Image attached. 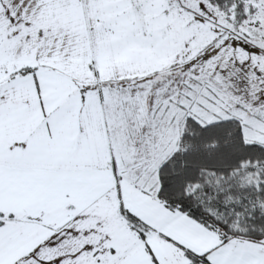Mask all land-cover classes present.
<instances>
[{
  "label": "snow or ice",
  "instance_id": "6c2138e0",
  "mask_svg": "<svg viewBox=\"0 0 264 264\" xmlns=\"http://www.w3.org/2000/svg\"><path fill=\"white\" fill-rule=\"evenodd\" d=\"M0 264H264V0H0Z\"/></svg>",
  "mask_w": 264,
  "mask_h": 264
}]
</instances>
